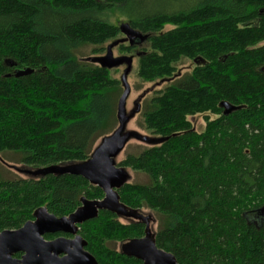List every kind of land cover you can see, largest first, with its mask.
<instances>
[{"label": "trees", "instance_id": "trees-1", "mask_svg": "<svg viewBox=\"0 0 264 264\" xmlns=\"http://www.w3.org/2000/svg\"><path fill=\"white\" fill-rule=\"evenodd\" d=\"M117 14L148 36L119 46L140 53V78L172 79L183 60L193 65L145 103L144 128L163 142L115 166L148 179L119 187L118 202L158 216L155 245L177 264H264V0H0V153L33 168L89 160L113 131L120 84L77 51L117 41L120 24L107 20ZM25 69L32 73L15 77ZM223 102L238 110L224 116ZM197 115L202 132L188 120ZM103 198L73 171L0 175V232L39 208L62 218ZM144 233L107 209L78 231L97 264H143L111 243Z\"/></svg>", "mask_w": 264, "mask_h": 264}, {"label": "water", "instance_id": "water-1", "mask_svg": "<svg viewBox=\"0 0 264 264\" xmlns=\"http://www.w3.org/2000/svg\"><path fill=\"white\" fill-rule=\"evenodd\" d=\"M120 34L123 35L129 46L141 45L148 38L132 29L127 23L119 25ZM123 41H115L117 45ZM127 70L122 77L124 92L117 105V120L119 127L111 139L105 140L104 144L80 167L60 169L56 166L43 170L47 173L57 174L66 171L77 172L86 176L92 184L98 185L106 194L102 200H81V206L68 217L57 218L47 212L45 208L37 209L33 214V221L25 223L17 230H5L0 232V264H97L92 255L85 251L86 242L77 235L78 226L96 219L100 210H110L117 214L116 205L125 208L118 202L116 190L125 183L122 182L121 171L112 165L111 158L122 148L130 134L122 133L125 116L124 105L129 94V88L125 78L130 70L131 59L125 58ZM119 61V62H121ZM99 66L107 68L106 64L99 61ZM108 69V68H107ZM32 70L25 69L17 71L15 77L27 76ZM219 107L223 110L224 116H229L238 110L228 103H221ZM159 139V144L163 142ZM158 144V145H159ZM116 203V204H115ZM131 212L130 209L125 208ZM49 234H66L74 236L72 240L57 238L52 241H45L44 236ZM123 255L137 259L143 264H177L175 258L158 249L155 245L154 236L147 229L143 238L125 242L120 251ZM20 254V258L14 256ZM62 256V257H59Z\"/></svg>", "mask_w": 264, "mask_h": 264}, {"label": "rangeland", "instance_id": "rangeland-1", "mask_svg": "<svg viewBox=\"0 0 264 264\" xmlns=\"http://www.w3.org/2000/svg\"><path fill=\"white\" fill-rule=\"evenodd\" d=\"M107 20L110 23L114 24L125 23L123 17L118 14L107 18ZM170 29L171 27L167 26L164 30L168 31ZM123 39L125 38L123 37V35H121L117 41H123ZM122 44L124 46L128 45L127 41H123L113 46L112 43L109 42L104 45L105 50L100 53H92V48L90 46L82 47L77 51V57L80 60H86L90 64L98 66L99 61H102L106 64V67L109 70L110 77L119 81V96L122 95L124 92V87L122 85L121 80L125 71L127 70V64L121 60L125 58L131 59L130 70L125 78L126 84L129 88V94L127 96V99L125 100L124 105V116L126 119L123 131L119 135V137L122 138L125 134H130L131 137L127 139V141L124 143L122 148L115 154V156L111 158L112 165L114 166L123 161L127 155H137L146 149L158 146L159 139L155 136L150 135V133L144 128L142 118L144 105L151 98L152 94L165 89L168 85L173 84L182 76L190 74L193 69L191 61L183 60L177 66L178 72L174 78L148 82L140 78L138 75V58L140 55V53H138V50L126 53L119 48V46ZM188 120L191 122L194 131H203L205 122L202 115H197L195 117L189 118ZM118 127V120H116L113 131L108 135L99 138L95 142L90 155H94V153L104 144L105 140L111 139L114 136ZM79 165L81 166L82 164L68 162L64 164H59L56 167L60 169H65L71 168L73 166L80 167ZM45 169L46 168H33L25 166L19 163V157L13 153H0V175L4 178H20L26 180L38 179L42 176V172ZM121 175V183L146 184L148 182V179L144 174L132 171L130 169L122 170ZM116 209L119 223L131 224L135 222L136 219H142L143 221L147 222L148 230L150 231L152 236H154L158 226L160 225L158 216L148 209H141L139 210V212H131L129 210H126L125 208L118 207V205H116ZM123 244L124 243L119 242L111 243V247L115 251L120 252Z\"/></svg>", "mask_w": 264, "mask_h": 264}, {"label": "flooded vegetation", "instance_id": "flooded-vegetation-1", "mask_svg": "<svg viewBox=\"0 0 264 264\" xmlns=\"http://www.w3.org/2000/svg\"><path fill=\"white\" fill-rule=\"evenodd\" d=\"M105 192H104V197H105ZM132 211H134V212H136V211H138L139 212V210H132ZM99 213V212H98ZM117 215V214H116ZM118 217V216H117ZM134 223H139V224H143L144 225V231H145V233H144V236H145V234H146V231H147V229H148V226H147V222L146 221H143L142 219H136L135 220V222H133V223H131V224H134ZM82 225V224H81ZM124 225H128V224H124ZM80 226V225H79ZM79 226H78V231H79ZM77 235L79 236V234H78V232H77ZM144 236H142V238L144 237ZM46 237H51V239H46ZM57 238H65V239H67V240H72L73 238H74V236H71V235H66V234H49V235H45L44 236V239H45V241H52V240H55V239H57ZM85 251H86V247H85ZM59 257H62V256H59Z\"/></svg>", "mask_w": 264, "mask_h": 264}]
</instances>
